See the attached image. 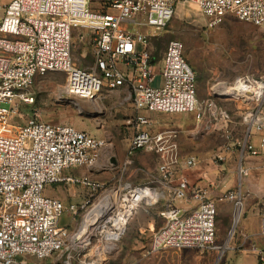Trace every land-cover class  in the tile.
<instances>
[{"label": "built area", "instance_id": "built-area-1", "mask_svg": "<svg viewBox=\"0 0 264 264\" xmlns=\"http://www.w3.org/2000/svg\"><path fill=\"white\" fill-rule=\"evenodd\" d=\"M176 2L10 0L2 5L0 264H48L45 259L65 249L69 238L68 227L59 225L63 210L76 221L81 213L86 216L99 205L85 235L76 241L80 253L91 246L95 237L100 241H118L139 206L159 203L164 205L163 224L152 233L149 252L226 248L215 244V201L209 198L206 187L191 185L184 175V171L199 165V159L180 155L175 128L155 132L138 129L151 123L141 111L194 112L198 124L212 123L230 139L232 121L222 99L242 102L240 117L244 132L237 141L241 161L246 154H258L264 145V80L246 74L226 87L231 88V94L225 93V87L215 86L208 98L199 100L195 72L185 58L184 45L171 39L158 69L162 82L152 85L157 56L151 47V28L162 31L167 26ZM190 2L206 17L209 27L228 16L256 26L264 24V0ZM85 34L92 56L89 68L73 60V39L81 42ZM58 73L64 79L61 94L74 99L91 100L104 90L128 89L136 110L129 125L137 130L129 138L127 155L138 151L156 154L159 159L156 181L162 188L147 185L108 188L88 176L63 175L72 167L92 166L107 142L69 123L42 121L35 114L23 120L21 105L33 103L36 79ZM252 131L261 134L259 147L248 141ZM223 161L218 155L217 165ZM240 161L238 173L244 174ZM60 181L84 187L86 195L82 201L66 206L60 199L44 194L47 185ZM217 200L231 201L234 222L235 216L238 220L241 197L237 193L228 191ZM183 202H194L195 206L184 209ZM257 233L264 235V214L259 216ZM247 250L255 253L256 264H264V254L255 244ZM65 263L70 264L67 260Z\"/></svg>", "mask_w": 264, "mask_h": 264}, {"label": "rangeland", "instance_id": "rangeland-1", "mask_svg": "<svg viewBox=\"0 0 264 264\" xmlns=\"http://www.w3.org/2000/svg\"><path fill=\"white\" fill-rule=\"evenodd\" d=\"M207 23L206 17L190 0H177L174 15L167 26L162 31L151 28L153 36L151 47L157 56L156 68L161 65L168 41L178 39L182 41L185 58L195 72L199 100L208 98L213 87L231 86L238 77L246 74L264 80V24L256 26L231 16L213 27L207 26ZM73 44L74 62L81 67L89 68L92 56L86 34L81 42L74 38ZM63 81L62 73H58L57 76L48 74L42 79H36L33 103L21 105L23 120L35 114L42 121L69 123L79 130H86L92 136L104 138L107 144L103 148L106 147L108 150L107 157L115 153L117 156L115 163L118 168L109 175L112 177L109 178L111 180L109 184L115 185H109L110 187H115L119 180H133L143 185H152L151 182L157 177L158 158L155 155L139 151L131 157L133 166L127 164L129 167L125 168L128 156L127 139L133 130L129 121L134 114L130 101L125 99V94L103 91L91 101L74 99L61 94ZM222 103L230 112L235 135L226 139L212 123H193L190 129H185V133L183 131V135L190 138L183 142V154H193L198 159V156L204 157L199 161L210 159L217 164L218 155L225 158L223 147L236 146L238 150L237 141L242 138L240 136L242 102L222 99ZM155 115L171 117L173 114L154 113L153 117L149 116L156 125L158 122L169 121L155 118ZM192 121V113L183 114L181 125H191ZM55 185H47L44 194L50 196ZM112 196L111 194V199ZM161 209L160 204L142 205L130 219L122 237L114 243L113 249L106 252V256L102 258L97 257L96 252L105 246L106 241H100L97 237L92 239L91 246L84 252L76 250L77 242L73 243L71 237L78 232L85 214L81 213L75 221L67 210H63L59 225L68 227L69 238L62 252L64 255L61 264H66L62 262L63 260L69 261L70 264H128L132 259L142 257V254L149 250L151 240L148 223H151L152 227L154 224L155 228L162 224L163 218L158 214ZM234 213L233 209V225L231 229L229 228L230 231L223 237L216 236L215 244L226 247L222 251L185 248L176 251L167 249L147 255L159 258L160 264L167 260L171 261V264H246L241 261L242 256H238L244 248L237 247L238 243H234L236 237ZM67 256L70 258L67 259Z\"/></svg>", "mask_w": 264, "mask_h": 264}, {"label": "crops", "instance_id": "crops-1", "mask_svg": "<svg viewBox=\"0 0 264 264\" xmlns=\"http://www.w3.org/2000/svg\"><path fill=\"white\" fill-rule=\"evenodd\" d=\"M9 1L10 0H0V18L3 15L2 5L8 3ZM160 63L162 64V62ZM160 67L161 65L158 68H156L157 72L152 79V82H151L152 85L158 86L162 82V78L158 70ZM104 91H109V90H104ZM110 91L111 92L116 91L121 94H125V99H128V101H130L132 105V110L134 112L133 116L136 114V110L133 107L132 101L128 94V89L126 87H120L116 90H110ZM94 99H91V100H94ZM141 113H143L146 117L150 119L149 116L153 117L154 113L157 114V113H165V112L141 111ZM190 113H192V120H193L192 124L187 125V126L181 125L183 114H190ZM168 114H173V115L171 117H166V116L160 117V116L155 115V118H163L165 120H168L169 122H164V123L158 122V124L155 125V123L152 122V120L150 119L151 120L150 125L148 126L140 125L138 126V129L148 128L150 131L155 132V131H160L166 128H175L178 131L177 142H178L180 155L182 157L193 155V154H183L182 151H183V142H185V140L187 141L190 140V138H187L185 137V135H183V131L185 129L186 130L190 129L193 123L194 124L196 123L195 113L194 112H181V113H168ZM263 120H264V114H263ZM131 128L133 130H132L130 137L132 136L134 131L137 130L133 126H131ZM232 131H233V135H235L233 127H232ZM243 132H244V126L241 123V129H240L241 135L240 136L243 135ZM262 134L264 135V132ZM94 137H97V136H94ZM260 137H261V134H258L252 131L250 135L248 136V141H250V143L253 146L259 147ZM129 138L127 139V142L129 141ZM222 152L225 158H224V161L220 165L213 163L210 159H207V160L201 159L202 161L199 163V165H197L193 169L184 171V175L191 185L206 187L208 190L209 198L215 201L216 236L218 235L220 237H223L225 233L230 231L233 225V220H232L233 219V203L228 200L219 201L217 200V197L228 191H233L241 197V208L239 212V218L236 223L234 222L236 224V226L234 224V226L236 227L235 229L236 237L234 239V243L236 244L238 243L237 247L238 246L241 247L242 245V247L244 248V250H241V252L238 253V256L240 255L242 256L241 257L242 262L244 263L246 262V264H256L257 257L255 253L247 249L251 244H255L256 247H258L264 254V235H259L257 233V222H258L259 216L261 214H264V145L259 149L258 154L256 155L246 154L245 156H243L240 163H241L242 169L244 170V174L238 173L239 162H238L237 147L236 146H230V147L225 146V148L223 147ZM107 153H108L107 148L106 147L102 148L99 153V157L97 158V160L92 166L72 167V168L66 169L63 172V175L64 176H74V177L88 176L89 178L99 181L103 183L106 187L110 188L109 185H115V184H109L111 181L110 179L112 178L109 175L114 170H116L118 166L115 163V159L117 158L116 153L109 155L108 157H107ZM136 153L137 152L133 153L131 156H127V158L125 156L126 158L125 168L129 167L127 166V164H131L133 166V160L131 159V157H133L134 154ZM150 154H153V153H150ZM153 155H155L158 158L156 154H153ZM198 157L199 159L204 158L200 156ZM127 160H130V163H128ZM158 162H159V159H158ZM156 171H157V166H156ZM105 178H107L108 180H104ZM135 183L136 182H134L133 180L131 181L119 180L115 187L118 188V187H123L125 185H143L141 183H136V184ZM151 183L152 185L150 186L152 187L162 188L161 185L158 184L156 179H154ZM54 184L56 185H55V188L52 189L50 197L60 199L66 206L72 202L82 201V199L86 195V189L80 185L66 183L63 181H60ZM111 187H114V186H111ZM159 204L161 205L162 209L159 210L158 214L161 215V211L164 209V205L162 203H159ZM172 204L179 205L178 202H172ZM194 206H195L194 202H189V203L183 202L184 209H189L190 207H194ZM140 207L141 206H139L137 210ZM162 224H160L157 228H155L154 224L152 227L151 223H148V230H151V235L154 231L158 230L162 226ZM164 250H167V249H164ZM164 250H159V251H156L155 253H159ZM63 251L64 249L48 257L47 259H45V262L48 264H61V258L64 255V253H62ZM150 253L152 252H149L148 250L145 252V254H142V257L134 258L128 264H160V262L158 261L159 258L158 259L157 257L151 258L147 255ZM62 262L65 263V260H63ZM163 264H171V261L167 260Z\"/></svg>", "mask_w": 264, "mask_h": 264}, {"label": "bare ground", "instance_id": "bare-ground-1", "mask_svg": "<svg viewBox=\"0 0 264 264\" xmlns=\"http://www.w3.org/2000/svg\"><path fill=\"white\" fill-rule=\"evenodd\" d=\"M226 88V87H225ZM231 88H226V90H225V93H231ZM114 194L115 193H113L112 195V197H114ZM110 199H111V196L109 197ZM109 198H107V200L109 199ZM106 200V201H107ZM99 206H101V205H99ZM99 206H97L94 210H92L91 212H89L86 216H85V218L83 219V222H82V225L80 226V228H79V230H78V232L76 233V234H74V235H72V242L73 243H76V241H79L80 239H82L83 238V236L85 235V233H86V231L88 230V228H89V226L91 225V223H92V221H93V218H92V216H93V214H94V211L99 207ZM237 221V216H235V222ZM107 239H109V237L107 236L106 237ZM116 241H108L107 240V242L105 243V246L102 248V249H100V250H98V252H96V256L97 257H100V258H102V257H105L106 255V252H108L109 250H112L113 249V245H114V243H115ZM82 243V242H81ZM76 246H78V244H76ZM76 249H78V250H80L79 249V246L76 248ZM96 260V259H95ZM94 260V261H95ZM93 261V262H94Z\"/></svg>", "mask_w": 264, "mask_h": 264}]
</instances>
